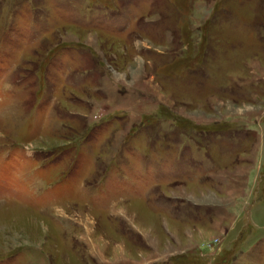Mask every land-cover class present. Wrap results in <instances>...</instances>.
Instances as JSON below:
<instances>
[{
    "label": "rangeland",
    "instance_id": "obj_1",
    "mask_svg": "<svg viewBox=\"0 0 264 264\" xmlns=\"http://www.w3.org/2000/svg\"><path fill=\"white\" fill-rule=\"evenodd\" d=\"M0 264H264V0H0Z\"/></svg>",
    "mask_w": 264,
    "mask_h": 264
}]
</instances>
